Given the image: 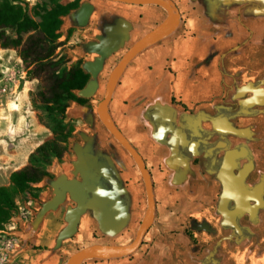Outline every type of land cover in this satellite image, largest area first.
I'll list each match as a JSON object with an SVG mask.
<instances>
[{"label":"crops","instance_id":"0c3cea01","mask_svg":"<svg viewBox=\"0 0 264 264\" xmlns=\"http://www.w3.org/2000/svg\"><path fill=\"white\" fill-rule=\"evenodd\" d=\"M172 1L180 14L177 27L129 63L109 102L112 118L152 175L154 223L130 256L83 264H216L215 251H206L205 242L213 234L225 239L218 172L234 136L217 131L213 120H231L242 105L241 63L264 45V0ZM86 3L92 10L84 36L89 37L90 65L95 64L90 80L96 82L89 97H96L105 94L104 79L125 52L162 23L167 11L157 4L82 0L70 15L76 24L77 11ZM93 126L74 175L90 181L89 205L77 232L58 242L68 225V210L76 203L69 195L56 209L41 213L53 197L39 204L26 224L22 242L38 247L40 264H68L74 246L128 244L145 218L147 192L135 160L100 120ZM132 224V239L103 242L105 236L129 231ZM87 231L96 241L84 239Z\"/></svg>","mask_w":264,"mask_h":264},{"label":"rangeland","instance_id":"374dc122","mask_svg":"<svg viewBox=\"0 0 264 264\" xmlns=\"http://www.w3.org/2000/svg\"><path fill=\"white\" fill-rule=\"evenodd\" d=\"M3 1L5 0H0V3ZM15 2L38 23L43 21L46 12L57 3L67 4V0H16ZM74 18L70 15L64 18L63 36L55 55L65 61L63 67L70 69L81 63L90 73L91 65L88 64L92 60L88 56L89 37L84 36V27L76 24ZM34 32L25 33L23 42ZM7 33L12 38L17 36L12 29H8ZM241 65L243 69L239 74L245 82L242 95L244 100L254 92V88L264 89V45L255 48ZM31 68L27 67L23 59L21 46L0 43V80L3 79L0 81V186H9L11 174L29 165L31 155L45 142L58 137L65 149L62 159L55 158L47 166L53 178L35 184L31 190L33 193L29 191L16 195L17 209L14 216L0 232V264L43 262V255L38 247L31 248L22 242L25 241L23 233L26 231V224L35 218L33 215H28V221L25 222L24 216L28 210L36 211L39 204L42 205L44 201L52 198L57 187L63 185V179H74V163L78 156L75 148L84 146L95 132L93 124L100 120L97 108L104 96L103 91L96 97L84 96L90 98L92 105L90 108H82L76 102L66 101V111L61 112L57 106L53 107L51 103L44 104L39 98L38 93L43 86V80L29 74ZM104 80L102 85L105 84ZM90 82L91 80L82 89L75 87V91L83 96L81 92L89 87ZM239 109L240 105L235 110L234 122L239 125H236L237 127L251 129L252 135L243 136L244 138L242 136L229 138L233 140L234 145L241 144L249 148L247 156H251V161L254 163L250 182L253 183L260 178L264 182V106L257 108L255 114L248 112L241 114ZM219 214L223 218L220 212ZM247 219L244 221V228L241 225L243 234H236L232 228L226 227V231H223L225 239L222 235L213 234L211 239L205 242L206 251L207 249L215 251L216 264H264V207L256 218L247 217ZM81 231L82 227H79L77 234ZM134 232L132 224L129 231L108 235L102 240L110 244L125 242L130 237L131 239L134 237ZM82 234L86 241H96L90 238V231ZM71 249L75 252L83 250L77 246Z\"/></svg>","mask_w":264,"mask_h":264},{"label":"water","instance_id":"95a60500","mask_svg":"<svg viewBox=\"0 0 264 264\" xmlns=\"http://www.w3.org/2000/svg\"><path fill=\"white\" fill-rule=\"evenodd\" d=\"M114 1L130 4H157L165 8L167 11L166 19L145 36L137 40L132 46H130V48L125 52L120 61L110 72L106 83L104 97L100 101L97 108L100 121L135 160L145 183L148 198V208L145 218L132 242L125 245L115 244L85 248L75 252L70 257L68 264H83L84 261L89 259H110L133 254L142 245L146 233L151 228L155 220L156 199L152 175L145 163L143 156L120 130L112 118L109 111V102L114 94L121 76L123 75L129 63L143 49L172 32V30L177 27L180 21V14L172 0ZM91 10V6L86 3L83 4V6L77 11V21L80 26H86L90 18ZM89 65L90 64H88V66ZM94 67L95 66L89 67V70ZM95 84V80L90 82L89 87L82 91L83 96H89L91 93H93V87ZM253 91L254 95L244 99L242 102L244 113H251L249 110L250 107L264 104V89L254 88ZM213 122L215 129L219 132L242 137H251L252 135L251 129L237 127L228 116L216 117ZM83 149L84 148L82 146L75 148L78 155V159L74 163L75 174L79 172V168L82 166ZM248 154L249 148L246 146L228 149L224 155L218 172V178L222 184V192L218 202V211L223 216L222 224L225 227L234 228L239 235L243 234V229L239 224L238 218L247 212L251 215V218L254 219L259 214L260 209L264 207V200L262 198V194L264 192V182L255 185L253 188L247 187L246 184L247 177L254 169L253 161L250 160L238 171H236V169L239 167L238 160L245 158ZM81 173L85 175L82 171ZM63 180V185L61 187H57L55 195L52 199L44 204V207L41 211L42 213L50 209H56L67 199L68 195L77 203V206L70 207L68 210L66 216L68 225L61 231L58 238L59 243H61L66 238L72 237L77 232L81 216L86 212V209L89 205L88 198L90 195V181L86 178H84L82 181L77 178ZM74 185L79 186L81 190V196H76L73 190ZM232 201L235 202V207L233 208L230 206ZM251 201H255V203H252ZM71 213H73L72 217H70Z\"/></svg>","mask_w":264,"mask_h":264},{"label":"trees","instance_id":"16d2710c","mask_svg":"<svg viewBox=\"0 0 264 264\" xmlns=\"http://www.w3.org/2000/svg\"><path fill=\"white\" fill-rule=\"evenodd\" d=\"M15 1L5 0L0 3V43L21 46L27 67H32L29 74L43 80L39 98L44 104L57 106L61 112L66 111V101L76 102L82 107H92L90 98L75 91V87L82 89L88 84L91 73L85 70L81 63L70 69L65 68L62 57L55 55L63 36L64 18L75 12L82 0L67 4L57 3L46 12L41 23L29 17L24 8ZM8 29L16 32V38L7 33ZM30 31L35 32L23 42V35ZM64 149L65 146L58 137L45 142L31 155L29 165L11 174L9 186H0V232L14 216L17 209L16 195L29 191L33 193L31 190L35 184L53 178L47 166L55 158L62 159ZM34 195L38 197L37 194Z\"/></svg>","mask_w":264,"mask_h":264},{"label":"flooded vegetation","instance_id":"af4514ba","mask_svg":"<svg viewBox=\"0 0 264 264\" xmlns=\"http://www.w3.org/2000/svg\"><path fill=\"white\" fill-rule=\"evenodd\" d=\"M254 95V92H251V94L249 95V96H247V97H251V96H253ZM264 105H255V106H253V107H250L249 108V110L251 111V113L250 114H255V110L257 109V108H259V107H263ZM239 112H241V114H244V108H243V106L242 105H240V109L238 110ZM237 111V112H238ZM235 113V112H234ZM231 120H232V122L234 123V125H237V126H239L236 122H234V119L233 118H231ZM231 136H234V137H240V136H237V135H231ZM244 138V137H243ZM242 145L240 144V145H233L231 142H229V147L228 148H240ZM251 160V156H246L245 158H242V159H239L238 160V162H239V167H238V169H236V171H238L241 167H243L247 162H249ZM252 172H253V170H252ZM252 172L249 174V176L247 177V179H246V184H247V187H249V188H253L255 185H258L259 183H261V182H263V179H258L257 181H254L253 183H251L250 182V180H251V176H252ZM106 184V183H105ZM221 192H222V190H221ZM262 198H263V200H264V192H263V194H262ZM252 203H255V201H251ZM74 204V203H73ZM75 205H76V203H75ZM75 205H74V207H75ZM230 206H231V208H233V207H235V202L234 201H232L231 202V204H230ZM261 210V209H260ZM247 217H251V215L249 214V213H244V214H242L239 218H238V221H239V224L240 225H242L243 226V228H244V221H247L248 219H247ZM234 231H235V229L234 228H232ZM236 232V231H235ZM236 234H238L237 232H236Z\"/></svg>","mask_w":264,"mask_h":264},{"label":"bare ground","instance_id":"6f19581e","mask_svg":"<svg viewBox=\"0 0 264 264\" xmlns=\"http://www.w3.org/2000/svg\"><path fill=\"white\" fill-rule=\"evenodd\" d=\"M93 66H94V65H93ZM73 190H74L76 196H81V190H80L79 186L74 185ZM72 214H73V213L70 214V217H72ZM75 215H76V214H75ZM75 219H76V218H75Z\"/></svg>","mask_w":264,"mask_h":264},{"label":"built area","instance_id":"2783aa9c","mask_svg":"<svg viewBox=\"0 0 264 264\" xmlns=\"http://www.w3.org/2000/svg\"><path fill=\"white\" fill-rule=\"evenodd\" d=\"M5 90H6V89H5ZM30 204H31V202H30ZM34 212H35V210H33V211H32V210H28V211L26 212V214H25L23 220H24L25 222H27V221H28V217H29L28 215H33Z\"/></svg>","mask_w":264,"mask_h":264}]
</instances>
